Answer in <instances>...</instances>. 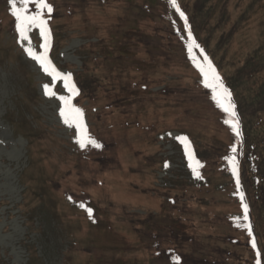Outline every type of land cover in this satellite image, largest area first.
<instances>
[{
    "label": "rangeland",
    "instance_id": "obj_1",
    "mask_svg": "<svg viewBox=\"0 0 264 264\" xmlns=\"http://www.w3.org/2000/svg\"><path fill=\"white\" fill-rule=\"evenodd\" d=\"M57 1L81 6L82 22L72 29L75 31L57 36V47H53L55 40L50 35L48 51L51 63L61 73H71L76 87L75 78L84 73V68L91 72L92 58L103 56L99 48L102 42L98 43L96 37H89L97 46L95 52L83 49L89 42L82 36L83 15L88 22L94 18L109 20L105 15L111 14L114 19L117 11L132 6L142 16L138 19L148 20V25L166 24V37L175 33L189 39L188 30L179 22L181 16L172 13L171 0H164L160 10H150L149 5H154L155 0ZM181 1L190 16L195 14L196 5L191 13L189 6L196 2L203 17L206 11L203 0ZM206 7V16L210 13L213 16L212 26L220 23L210 33L211 49L217 60H221L222 73L234 78L232 71L237 65L264 48V0H211ZM173 20L177 25L171 26ZM28 36L31 43L20 39L9 0H0V264H148L155 251L153 245L165 249L172 246L169 231L159 226V233H140L141 237L149 236L140 241L136 232L141 226L134 230L133 227L151 214L161 218L166 207L162 202L170 199L169 194L190 193L182 202L193 205L192 220L197 222L198 230L194 232H198L193 233L196 247H185L183 254L211 244L206 242L205 233L217 235L223 231V226L212 232L203 225L198 208H202V218L205 209L210 215L244 217L231 195L227 199L219 194L226 195L230 183L236 189L239 187L234 180L233 163L215 159L221 150L237 141V135L224 122L227 114L213 100L211 89L204 86L192 60L194 55L203 62L205 54L198 53L196 48L190 54L189 44L163 47L156 40L155 47L167 51L160 48V55L171 62L162 63L157 75L149 78L152 83L145 82L148 74L141 75L145 70L138 67V94L133 95L134 99L138 98L135 103L138 105L117 110L115 117H107V121V118L102 121V114L110 107L105 106L107 98L102 89L98 91L95 85H89L80 101L76 99L78 95L73 96L72 104L84 113L88 135L91 137L96 132L95 138L109 146V151L104 148L97 152L92 145L81 148L76 127L65 124L60 115L63 104L58 97L71 95L64 82L55 81V96L45 94L44 85H53L52 77L25 51L32 47L42 53L40 45L44 41L38 28H33ZM162 42L167 44L165 40ZM89 81L88 78L86 82ZM156 134V145L162 150L156 149L157 163H148L145 156L149 155L146 153L149 145L144 140ZM178 137H187L189 142L193 138V154L198 146L209 152L206 172L197 170L199 177L189 167ZM81 153V171L77 176L68 174L70 166L75 164L68 163V156ZM99 159L111 161L109 167L93 163ZM227 166H231V172L221 173ZM58 182L66 190H72L71 196L54 188ZM198 184L203 186L200 188ZM205 193H210L212 199ZM236 195L234 191L232 197L235 199ZM196 198L207 200L196 202ZM81 204L85 207L81 208ZM206 205L208 208H203ZM88 207L93 210L91 218L86 211ZM181 215L182 211L177 209L169 217Z\"/></svg>",
    "mask_w": 264,
    "mask_h": 264
},
{
    "label": "trees",
    "instance_id": "obj_2",
    "mask_svg": "<svg viewBox=\"0 0 264 264\" xmlns=\"http://www.w3.org/2000/svg\"><path fill=\"white\" fill-rule=\"evenodd\" d=\"M163 1L164 0H155V2H153L154 5L151 7L149 5L150 10H160L159 5L161 6ZM210 1L211 0H203L205 3L204 9L206 11V5H208ZM48 2L52 6V12L50 14L45 12L44 18L48 22L47 27L50 29V35L53 36L55 40L53 47H57V36L60 37L64 32H71L72 29L77 27L76 25H78L77 23L79 21L82 22L81 11L79 10L81 6L78 4H63L57 0H48ZM176 5L179 9H183V14L185 16L180 18V11H177V8L174 6L171 8L173 10L172 13H176L180 18L179 22L181 26L188 30L186 36L191 33V37L195 39L196 43L199 45L196 51L207 55L209 60L215 63L216 71L222 78L225 86L230 90L232 100L236 106L235 111L239 120L240 135L237 136V141L234 142V144L228 147L225 145L226 149L221 150V153H218V157L215 159L218 162L220 159H222L220 161L228 162L231 161L230 158L235 157L236 164L240 166L237 170L241 179V189H236L234 183H230L229 187L227 186L226 188V195L221 192L219 194L227 199H229V195H231L230 199L236 200L239 203L242 213H244L242 203L246 204L248 209L247 219L245 220L244 217L231 218L229 215H210L206 209L204 212L205 218H202V208H198L197 214L199 215V221L203 222V225L210 227L212 232L223 226V231L217 235L205 233L204 237L208 240L206 242L211 244L206 247L201 245L203 249L200 251H191V253L183 254L182 251H184L185 247L189 245L192 249L196 247L193 233H197L198 229L196 227L197 222L192 220V211H194L192 209L193 205L182 202L183 199L187 197L186 194L189 195L190 193L181 192L178 194H169L170 199L167 202H162V205L165 204L166 207H164L165 213L161 214V218L159 215L153 216L154 214H151L149 217L139 220L138 225L133 227V230L141 226L140 230L136 232V234L139 232L140 241H145L149 237H141L140 233L145 232V235L152 234V232L154 233L155 231L159 233V230H157L159 226L167 228L169 231L172 246H168L167 249H165L153 245L155 251L154 254L151 255L148 264H256L258 258L260 259V264H264V48L251 53L249 59L243 64H238L236 68L237 72L236 69L232 71L234 78H230L226 73H222L224 69L220 63L221 60H217L211 49L212 35H210V33L212 28L215 29L217 26L219 27L220 23H216L212 26V13L206 16V11L203 13V17H200L202 12L200 8H198L196 2L193 3L192 6H189L191 13L193 7L196 5L195 14L192 15L191 13V16L181 0H176ZM35 10V5L30 4L29 11L34 12ZM115 14L114 16L116 17L114 19H112L111 14H108L105 16H108L109 20H98L94 18L93 22L86 21V17L83 15V24L85 25L83 29H85V32H82V36L89 41L84 45L85 47H83V49L85 50V48H88L92 52H95L97 46L91 43L89 37H96L98 38V43L100 42L101 44L102 42L99 48L103 56L93 57L91 72H86L87 70L84 68V73L75 78L79 90L78 97L76 98L78 101L81 100L82 95L83 98L85 97L84 94L87 92L86 86L89 85H95L98 91L102 89L103 95L106 94L107 99L105 106L109 105L110 108L104 110L102 121L107 117H115L117 110H126L134 105H138L135 104L138 98L134 99L133 96L134 93L138 94V67L144 68L145 70L141 75L148 74L145 82L152 83V79L150 81L149 78H153L157 75L158 69L161 67L162 63L168 61V64L171 62L170 58L160 55L161 47H155L157 43L156 40H159L158 42H160L163 47L166 45L178 48V46L182 44L188 45L191 43L190 39L181 36V34L176 35L172 33L173 36L166 37L164 35V33H167L166 24H162L158 27L148 25V20L138 19V17L142 16L137 10L133 9L132 6L126 8V10L117 11ZM149 14L150 13H148L147 16H149ZM153 16L154 15L150 17L153 18ZM223 17L225 20L227 19L226 13ZM170 24L171 26L177 25L175 20ZM156 36L158 37L157 39ZM64 40H62V42H64ZM163 40H165L167 44H164L162 42ZM107 50L108 52H105ZM201 50H203V52H201ZM164 51L167 52L166 49ZM148 69H151V71H146ZM127 77L128 80L126 79ZM88 78L90 81L86 82ZM134 88H137V91ZM244 91L250 92V94L242 95ZM94 99L96 100L97 97L94 96ZM151 103L154 104L152 101ZM245 104L249 105L246 106ZM80 105L82 104L78 106ZM115 107L118 108L115 109ZM107 120L108 118L106 121ZM95 134L96 132L92 133L91 138L95 139L97 143L101 145L99 148L94 147L95 150L99 152L105 148V151H109V146L101 143L102 141L98 137L95 138ZM45 135L49 136V134H44V136ZM157 137L158 134L151 138L146 136L148 139L144 140V142L149 145V149H147L148 152H146L149 155L145 156L148 163L158 162L156 159L159 158V151L157 150H162V147L156 145L158 142V140H156ZM193 141L192 138L190 144L193 143ZM233 147L236 148V152H232ZM201 148L202 147L198 146V149L193 151L195 161H198L200 165L197 170L205 173L207 168V166H205L207 164L206 161L210 158H207L209 152ZM83 153L74 157L68 156V163L72 161L75 163L70 166L68 174L70 173L77 176L81 171L80 168L82 166H80L81 163L79 162ZM224 155L225 158H222ZM110 162L111 161L99 159L93 163L101 164L102 167L108 168ZM161 162H163V159H161ZM221 164L220 162V165ZM230 167L227 166V168H222L221 173H230L232 170ZM230 178L232 179V176H229V179ZM53 186L61 192L67 191V194L71 196L72 190H66L60 182ZM197 186L201 188L203 185L198 184ZM234 191L238 194L239 198L237 195L235 199V196L232 197ZM241 194L245 203L241 199ZM207 195L211 200L212 197L210 193ZM206 200L207 198H196V202H203ZM232 200L231 202L233 203ZM215 203L216 200L213 203L214 206ZM208 206L209 205H206L203 208H208ZM177 209L182 211V215L179 216L180 218H170L169 216ZM184 217L187 219H183ZM194 229L197 230L194 232ZM253 240L256 243V248H253ZM258 252L260 253L259 257L257 256Z\"/></svg>",
    "mask_w": 264,
    "mask_h": 264
},
{
    "label": "snow or ice",
    "instance_id": "obj_3",
    "mask_svg": "<svg viewBox=\"0 0 264 264\" xmlns=\"http://www.w3.org/2000/svg\"><path fill=\"white\" fill-rule=\"evenodd\" d=\"M12 9V15L15 17L16 21V29L19 33L21 40H27L31 43L29 39L28 33L33 28H38L40 32V36L43 38L44 43L40 45L43 49L42 53H37L32 47H28L25 51L31 56L34 60H36L42 67L45 73L50 75L53 80V85H44L45 94L49 96H55L56 93L53 91V87L55 85V81L62 80L64 82V88L68 90L71 94L70 96H59L58 99L62 102L63 107L60 110V115L64 119V123L69 126H75L78 131L77 143L81 148H84L86 145H92L96 148L101 147L99 143L95 139H92L88 133L86 126L84 124L83 116L84 113L82 109L75 107L72 104V97L78 95V89L76 85L72 82L71 73L64 74L58 71L55 66L51 63L48 58L49 51V39H50V29L47 27V20L44 18L45 12L51 13L52 6L48 2V0H9ZM171 3L174 7L179 11L178 6L176 5V0H171ZM35 5V11H29V5ZM181 17H184L183 12H180ZM187 26V25H186ZM189 39L191 43L188 45L189 53L191 54L193 48H198L199 45L196 43L195 39L191 37V33H189ZM203 52V50H201ZM192 60L195 63V66L199 69L203 77V83L206 88L211 89L212 98L216 102V104L227 114L228 119L224 122L229 124L231 130L236 133L237 136L240 135L239 132V120L237 117V113L235 111V103L232 100V94L230 90L225 86L222 78L217 73L216 68L209 60L207 55H204L203 62L197 61V58L193 55ZM181 143L184 146L185 154L189 159V167L192 168L193 173L199 177V172L197 168L200 167L199 162L194 161V154L191 149V144L188 141L187 137H178ZM232 152H236V148H232ZM233 163V173L237 175V169L235 166V157L230 158ZM168 165L165 164V167ZM237 183H239L237 179ZM71 199V198H70ZM241 199L243 201V196L241 194ZM244 208V219H247V205L242 203ZM81 208L85 206L83 204L80 205ZM88 216L91 218L92 216V208H86ZM251 234V233H250ZM253 248H256V243L252 241ZM257 256H260V253H257ZM256 264H260V259L256 260Z\"/></svg>",
    "mask_w": 264,
    "mask_h": 264
}]
</instances>
